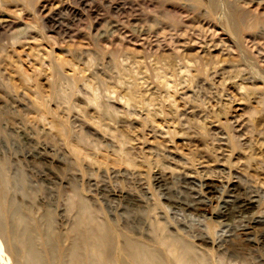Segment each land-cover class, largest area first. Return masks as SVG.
<instances>
[{"label": "rangeland", "instance_id": "rangeland-1", "mask_svg": "<svg viewBox=\"0 0 264 264\" xmlns=\"http://www.w3.org/2000/svg\"><path fill=\"white\" fill-rule=\"evenodd\" d=\"M133 88L153 122L115 102ZM232 188L264 219V0H0V264H35L24 240L39 264H75L73 246L120 264L130 243L168 260L169 224L210 237L202 264H264Z\"/></svg>", "mask_w": 264, "mask_h": 264}, {"label": "bare ground", "instance_id": "bare-ground-1", "mask_svg": "<svg viewBox=\"0 0 264 264\" xmlns=\"http://www.w3.org/2000/svg\"><path fill=\"white\" fill-rule=\"evenodd\" d=\"M142 59V58H141ZM139 61V59H137ZM169 61V60H168ZM171 61V60H170ZM162 62V61H161ZM167 63V62H166ZM61 64V63H60ZM135 64V63H134ZM143 64V62H142ZM175 64V63H174ZM62 66V64H61ZM163 66H166L163 65ZM174 66V65H173ZM172 68V67H171ZM125 69V68H124ZM155 69V67H154ZM128 70V69H127ZM126 70V71H127ZM135 70V69H134ZM143 71V69H141ZM157 71V69H155ZM172 70V69H171ZM161 71V70H160ZM146 71H144L145 73ZM159 72V71H157ZM129 73V71L127 72ZM134 73V72H133ZM136 73V72H135ZM162 73V71H161ZM159 73V74H161ZM140 74V72H139ZM157 74V75H159ZM165 74V73H164ZM125 75V74H124ZM143 75V74H142ZM157 79L159 76H157ZM162 75V74H161ZM194 76V75H193ZM135 77V76H133ZM156 79V78H155ZM162 80V79H161ZM129 82V81H128ZM162 82V81H161ZM182 82V81H181ZM88 83V82H87ZM90 83V82H89ZM168 83V82H167ZM166 83V85H167ZM225 84V83H224ZM239 84V83H238ZM180 85V84H179ZM190 85V84H189ZM242 85V84H241ZM239 85V86H241ZM87 88L89 87L88 84H86ZM139 86V85H138ZM132 87V86H131ZM134 87V85H133ZM166 87V86H165ZM190 87V86H189ZM135 88V87H134ZM133 88V89H134ZM167 88V87H166ZM183 88V87H182ZM239 88V87H238ZM242 88V86H241ZM91 89V87H90ZM88 89V90H90ZM95 89V88H93ZM107 89V88H106ZM130 89V88H129ZM136 89V88H135ZM135 89L134 90H131L129 91L127 94L124 93L125 95H120V97L118 99H116V103H120L121 104L123 103V106H125V108H128L129 110L130 109H134L133 107H139L143 110H146L147 115L149 117V120L151 122L154 121V118L156 115H153L152 113H150V107H151V100L150 101H147V100H144L142 98H139L136 96L137 93H134L135 92ZM165 89V88H164ZM167 89H165L166 91ZM242 90V89H241ZM97 91V90H95ZM106 91V90H105ZM168 91V90H167ZM166 91V93H167ZM232 91V90H231ZM91 92V90H90ZM125 92V91H124ZM106 93V92H105ZM145 94V92H142ZM165 93V94H166ZM107 94V93H106ZM105 94V95H106ZM110 94H111V91H110ZM109 94V95H110ZM152 94V93H151ZM168 94V93H167ZM166 94V95H167ZM171 94V93H170ZM169 94V95H170ZM94 95H95V92H94ZM97 95V94H96ZM113 94H111L112 96ZM164 95V97L166 96ZM167 95V96H169ZM107 96V95H106ZM139 96V95H138ZM152 96V95H150ZM174 96V95H173ZM98 98V96L96 97ZM95 98V100L97 101V99ZM101 98V97H99ZM107 98V97H106ZM113 98V97H112ZM91 99V98H90ZM89 99V101H90ZM152 99V98H151ZM166 99V98H165ZM171 99V98H170ZM103 100V99H102ZM107 100V99H106ZM157 100V99H156ZM172 100V99H171ZM99 101V99H98ZM97 101V102H98ZM105 101V100H104ZM176 101V100H175ZM93 102V100H92ZM91 102V103H92ZM111 102V101H110ZM114 102V101H113ZM159 102V101H158ZM101 103V102H100ZM103 103V102H102ZM109 103V102H108ZM160 103V102H159ZM175 103V102H173ZM94 103H92L93 105ZM156 104V103H155ZM154 104V105H155ZM171 104V103H170ZM175 105V104H174ZM213 105V104H212ZM94 106V105H93ZM222 106V105H221ZM228 106V105H227ZM98 109H99V114L103 117V116H107L109 114V111L107 109H109V107L107 108L106 106H99V104L96 106ZM228 108V107H227ZM226 108V110H227ZM140 110V109H139ZM156 110V109H155ZM114 111V110H112ZM131 111V110H130ZM228 111V110H227ZM117 112V111H116ZM116 112H114V114H116ZM152 112V111H151ZM113 114V116H114ZM118 114V112H117ZM117 114L115 116H117ZM121 113H119L120 115ZM169 114H172V113H169ZM216 114V113H215ZM217 115H220V113H217ZM123 117V115H122ZM212 118V117H211ZM168 121V120H167ZM200 121V120H199ZM174 122V121H173ZM117 123V122H116ZM175 124V123H173ZM206 124V123H205ZM172 126V125H171ZM170 126V127H171ZM176 126V124H175ZM174 128V127H173ZM133 131V130H132ZM179 133V132H178ZM121 141V140H120ZM121 143V142H120ZM219 150V149H218ZM38 155V154H37ZM127 162V161H126ZM125 162V163H126ZM168 189V188H167ZM231 190L234 191V194L230 195L229 196V199L225 202L227 206L224 207V209L226 208V210H228V212L231 213L234 212V213H237L238 215H240L241 217L243 218H248V215H247V211L250 210V207L253 203V201L250 199V198H245V197H242L238 192L235 193V189L232 188ZM181 191V190H179ZM219 191V190H218ZM108 192V191H107ZM178 192V191H177ZM207 193H211V189H209V191ZM150 195V193H149ZM161 195V194H160ZM107 196H110V194H108ZM246 196V195H245ZM160 197H162V199L164 200H167V202H169L170 206L171 207H176L177 205L179 206H182L183 209L185 211H191V210H194L195 209V205L196 203H192V204H188V203H185V202H179V201H175L172 200L170 197H166L165 195H161ZM145 200V199H144ZM195 202V201H194ZM147 203V202H146ZM139 204V203H138ZM130 206L132 208H134L135 206H137L136 202H134V200L131 201L130 203ZM140 206V205H139ZM165 208V206H164ZM6 209V207H5ZM3 211V209H2ZM168 211V210H167ZM166 211V212H167ZM173 211L171 210L170 213H172ZM3 213V212H2ZM169 213V212H168ZM175 213V212H174ZM228 213V214H229ZM173 214V213H172ZM180 214V213H179ZM229 215V216H230ZM264 215V214H263ZM174 217V215H171ZM260 216V215H259ZM172 217V218H173ZM183 219V218H182ZM181 219V220H182ZM191 219V218H189ZM235 219V218H234ZM249 219V218H248ZM177 221V220H175ZM91 222V221H89ZM178 222V221H177ZM183 222V221H182ZM175 223V222H174ZM181 223V222H180ZM264 223V219H257V218H250L249 219V222H248V225L249 226H244L240 229V234H235L234 236H236V238H238V236L240 235H247L249 233V231L251 229H253V227L257 224H263ZM242 224V223H241ZM246 224V223H245ZM188 225V224H186ZM170 227L171 231L169 232V236L170 237H174V232L175 234H180L181 232L179 231V229H177V227H173L171 224L168 225V228ZM180 227V226H179ZM192 227V226H191ZM190 227V228H191ZM181 228V227H180ZM193 228V227H192ZM237 228V227H236ZM235 228V229H236ZM234 229V230H235ZM264 229V228H263ZM222 230V229H221ZM182 231V230H181ZM225 231V230H224ZM223 231V232H224ZM242 231V233H241ZM100 233V232H99ZM98 233L97 229L94 228V229H90L89 228V233L88 235L86 236L84 242H87V247H91L96 249V256L97 258L102 256L104 258H106V252H102L101 251V248H99V246H104V245H108V241L106 238H104L103 236H101L100 234ZM185 233V232H184ZM189 235L190 233L187 232ZM196 233V232H195ZM200 234V233H199ZM223 234V233H221ZM200 236V237H199ZM199 236H195L194 238L198 241V244L197 245H191V244H182V243H178L176 240H172V238H169L168 236L165 237V238H162L159 240V242L157 244H159L161 247L163 246L164 247V253L167 254L166 256H168V260H164L162 257H158L157 254H155L154 252L151 253V252H148L146 247L143 245V244H138V243H130L128 245H124L121 249H119L118 251V256H127V258H129V261L128 262H125V261H120V264H202V259L204 256H202L200 253H203L204 255L206 254V249L204 248L207 243H212L210 242L209 240H207L206 238H210V237H202L201 235ZM170 240H169V239ZM231 239L233 237H230ZM235 238V239H236ZM192 239V237H191ZM227 239V238H226ZM111 240V239H110ZM229 240V239H228ZM233 241V240H231ZM240 242V241H239ZM232 243V242H231ZM246 243V242H245ZM219 244V243H218ZM234 244V243H233ZM239 244V243H238ZM242 244V243H241ZM91 245V246H90ZM235 245V244H234ZM247 245V244H246ZM229 247H232L231 245ZM21 248L24 249V251L26 252V254L30 255L33 262L35 264H39V257L37 256V253L34 251L33 249V245L32 243L29 241V240H24L23 242H21ZM234 248V247H232ZM196 250H198L199 252V255H196ZM102 253V254H99L98 252ZM251 251V250H250ZM236 252V251H235ZM238 252V251H237ZM249 252V251H248ZM162 256V255H161ZM238 256V255H237ZM206 257V256H205ZM230 257V256H229ZM235 257V256H234ZM71 259H73L74 263L75 264H79V255L77 253V246H73L72 249H71ZM208 262V261H207ZM90 264V261L89 262H85V264ZM80 264H84V263H80ZM205 264V262L203 263Z\"/></svg>", "mask_w": 264, "mask_h": 264}]
</instances>
